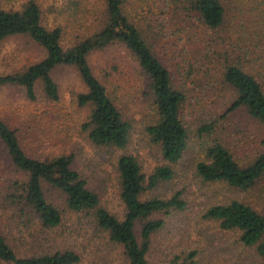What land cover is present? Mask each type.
Segmentation results:
<instances>
[{
  "label": "rangeland",
  "instance_id": "374dc122",
  "mask_svg": "<svg viewBox=\"0 0 264 264\" xmlns=\"http://www.w3.org/2000/svg\"><path fill=\"white\" fill-rule=\"evenodd\" d=\"M28 1L0 0V8L18 11ZM33 1L41 10L42 25L61 29L64 49L93 33L100 23L102 0ZM178 1L125 0L129 19L167 66L175 87L185 94L183 117L189 127L188 146L180 161L172 166V179L141 196V200L168 199L179 193L184 203L182 210L154 216L163 220L164 227L152 236L147 260L149 264H260L264 259L253 249L241 246L235 233L222 231L216 222L205 218L210 206L230 198L261 210L264 201L259 190L237 192L204 183L195 168L213 143L222 144L241 165L251 162L264 150L263 124L250 118L243 109L223 116L235 97L221 76V64L228 55L234 60L245 58L251 75L259 80L264 76V0H222L226 20L223 28L216 31L204 28ZM43 57V50L29 39L8 38L0 44V75L21 71ZM88 61L95 77L131 120L130 141L124 153L133 155L148 176L166 163L159 147L150 142L145 131L153 115L145 77L122 46L94 51ZM186 61L193 66L192 74H187L191 77L185 75ZM52 76L58 85V102L45 99L40 83L36 84L33 101L26 98L22 88H0V117L16 131L23 151L30 157L72 155V168L98 196L100 207L122 218L124 206L119 198L115 169L116 157L122 152L92 145L81 131L90 107L77 105V94L86 89L76 70L61 66ZM208 125L210 132L204 130ZM19 179L22 174L12 165L0 143V230L18 256L69 250L79 256L77 264H128L122 246L113 243L97 226L94 214L69 211L64 197L55 190L45 188L48 203L58 208L62 217L54 229L42 227L33 215H22L15 206L6 209L5 198ZM139 229L140 226L135 229L138 238Z\"/></svg>",
  "mask_w": 264,
  "mask_h": 264
},
{
  "label": "trees",
  "instance_id": "16d2710c",
  "mask_svg": "<svg viewBox=\"0 0 264 264\" xmlns=\"http://www.w3.org/2000/svg\"><path fill=\"white\" fill-rule=\"evenodd\" d=\"M177 3L184 4L187 13L208 30H219L225 24L227 12L222 0H179ZM16 36L29 39L43 50L44 57L21 71L0 75V88H22L26 98L33 101L36 99V84L40 83L45 99L56 103L59 90L53 71L61 66L74 68L86 89L77 94V105L90 107L81 131L92 145L122 152L116 157L115 169L124 211L122 218H118L100 207L98 196L87 188V182L72 168V155L59 154L45 159L27 155L16 131L0 117V143L12 165L22 174V179L13 183L12 193L5 198L6 209L15 206L22 215H33L42 227L54 229L60 225L62 217L58 208L48 203L45 188L55 190L64 197L69 211L94 214L97 226L113 243L122 246L128 264H149L147 255L151 238L164 227L163 220L154 216L184 208L179 193L168 199L152 197L141 200V196L159 183L172 179V166L180 161L187 149L189 127L183 117L185 94L175 87L167 66L157 58L142 31L129 19L125 0H102L98 28L67 49L61 46L60 28L48 29L42 25L41 10L35 1L29 0L18 11L0 8V44ZM110 46L124 47L146 80L153 115L145 131L150 142L159 147L166 163L156 167L148 176L133 155L124 153L130 141L131 120L118 108L107 87L95 77L89 65L92 52ZM244 59L238 57L234 60L228 55L221 64L222 81L232 89L235 97L223 116L243 109L250 118L264 125V76L259 80L251 75ZM184 64L188 71L185 75H191L192 63L186 61ZM262 64L264 66V60ZM210 129L208 125L204 130L210 132ZM195 169L204 183L245 193L258 189L264 201V150L251 162L241 165L222 144L213 143L206 148L205 159L197 163ZM205 218L216 222L222 231L235 233L241 246L253 249L259 258L264 259V205L257 210L247 202L230 198L210 206ZM137 226H140L139 238L135 233ZM79 261V256L69 250L18 256L0 230V262L3 264H77Z\"/></svg>",
  "mask_w": 264,
  "mask_h": 264
}]
</instances>
